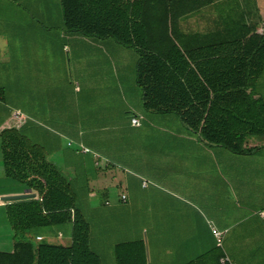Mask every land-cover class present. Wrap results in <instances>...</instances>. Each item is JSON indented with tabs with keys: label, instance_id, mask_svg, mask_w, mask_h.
Masks as SVG:
<instances>
[{
	"label": "crops",
	"instance_id": "1",
	"mask_svg": "<svg viewBox=\"0 0 264 264\" xmlns=\"http://www.w3.org/2000/svg\"><path fill=\"white\" fill-rule=\"evenodd\" d=\"M225 1L180 18L186 55L214 62L232 52L223 41L245 26L232 17L224 21ZM245 21L259 34L264 17ZM139 60L137 47L112 36L69 30L61 0H0V134L17 124L29 146L44 151L72 184L87 183L90 213L97 211L93 200H106L105 232L121 239L109 246L104 264H119L118 242L143 231L151 232V246L165 248L163 261V252L150 247L152 263L264 264V134L248 136L246 150L234 152L206 141L175 112L147 110ZM189 81L227 84L221 77L211 84ZM225 81L247 86L264 102V64L257 76ZM136 115L140 125L131 122ZM24 192L39 196L7 175L0 136V250L11 251L14 242L1 196ZM138 219L146 222L137 227ZM214 228L223 232L220 248ZM38 236L71 242L62 230L48 235L42 229Z\"/></svg>",
	"mask_w": 264,
	"mask_h": 264
},
{
	"label": "trees",
	"instance_id": "2",
	"mask_svg": "<svg viewBox=\"0 0 264 264\" xmlns=\"http://www.w3.org/2000/svg\"><path fill=\"white\" fill-rule=\"evenodd\" d=\"M211 2L61 0L69 30L112 36L139 49L137 82L147 110L175 112L206 141L243 152L248 136L264 134V102L253 98L247 86L225 80L236 75L251 78L261 72L264 33L258 34L255 25H244L239 36L223 41L224 48L232 52L214 62L210 56L198 60V56L186 55L178 36L179 20ZM220 77L227 84L193 85L189 81ZM17 127L0 134L6 173L39 196L5 201L14 242L11 251L0 250V264H103L91 244L87 183L72 184L44 151L29 146L30 140ZM42 229L48 235L62 230L71 236V242L56 243L45 236L39 239ZM116 256L119 264H156L149 260L143 236L118 242Z\"/></svg>",
	"mask_w": 264,
	"mask_h": 264
},
{
	"label": "rangeland",
	"instance_id": "3",
	"mask_svg": "<svg viewBox=\"0 0 264 264\" xmlns=\"http://www.w3.org/2000/svg\"><path fill=\"white\" fill-rule=\"evenodd\" d=\"M243 2L244 6L240 5V3ZM221 11L224 15V21H227L230 23V18H234L235 21H237L240 26L246 25L247 21L245 19L247 17H250L252 19H260L264 17V0H226L222 4ZM260 13L263 15L260 16ZM241 26V27H242ZM65 137V136H64ZM93 205H96L95 207L97 208L95 212L87 211V218L90 221L91 224V244L93 249L99 254L101 257L102 261L103 259L107 256L104 255H109L110 251V245H112L114 242L120 240V237L116 236V233L113 235H109L108 233L105 232V226L108 224L105 223V215L104 213L108 211L106 200L104 199H96L91 202ZM129 217V216H128ZM136 217H141V216H136ZM149 217V216H144V218ZM127 216H124L123 219L126 221ZM133 216L130 218L129 221L133 223L132 221ZM146 220L141 221L140 219L137 220L136 226L139 227L141 225H144ZM130 223V224H131ZM106 224V225H105ZM133 234V232H131ZM140 234L141 236L144 237L145 242H146V247L147 251L150 249H153V251H156L157 253L163 252L159 254V258L165 261V248L162 247H154L152 239H151V232L150 231H143V232H135ZM67 237L64 239H60V242H66ZM163 242V241H161ZM218 248H220L218 246ZM104 264V263H103Z\"/></svg>",
	"mask_w": 264,
	"mask_h": 264
},
{
	"label": "built area",
	"instance_id": "4",
	"mask_svg": "<svg viewBox=\"0 0 264 264\" xmlns=\"http://www.w3.org/2000/svg\"><path fill=\"white\" fill-rule=\"evenodd\" d=\"M258 32H259L260 34H263V33H264V23L262 24V26H261L260 28H258ZM17 115H21V111H20V110L17 111ZM131 122H132L134 125H140V124H141V117L138 116V115L133 116V117L131 118ZM82 148H83L84 150H88V148L85 147L84 145H82ZM143 184H144V185H147V184H148V180L145 179V180L143 181ZM126 197H127V195H126L125 193L122 194V199H123V200H126ZM260 214L264 217V209L260 211ZM213 232H214V234H215V236H216V238H217V245H218V246H222V245H223V241H222L223 232L220 231V230H217V229H215V228H214ZM38 238L41 239V238H43V237H42V236H38ZM221 260H222L224 263H226V262H230V258H229V256H227V255L222 256Z\"/></svg>",
	"mask_w": 264,
	"mask_h": 264
},
{
	"label": "water",
	"instance_id": "5",
	"mask_svg": "<svg viewBox=\"0 0 264 264\" xmlns=\"http://www.w3.org/2000/svg\"><path fill=\"white\" fill-rule=\"evenodd\" d=\"M35 194L32 192H24V193H14V194H5L1 196V200L8 201L12 199H21L26 197H32Z\"/></svg>",
	"mask_w": 264,
	"mask_h": 264
}]
</instances>
